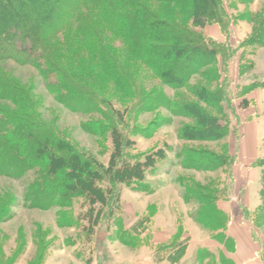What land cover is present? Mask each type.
Segmentation results:
<instances>
[{"label": "rangeland", "instance_id": "1", "mask_svg": "<svg viewBox=\"0 0 264 264\" xmlns=\"http://www.w3.org/2000/svg\"><path fill=\"white\" fill-rule=\"evenodd\" d=\"M220 1L226 26L210 24L203 29L209 39L229 47L222 66L206 67L211 75L213 67L225 72L213 83L210 74L200 72L180 88L163 83L96 13L84 28L72 25L47 40L50 58L62 74L45 76L31 64L0 60L1 112L48 128L89 166L109 167L116 156L114 131L99 125L107 123L103 115L82 111L90 105L86 109L63 100L52 89L53 82L67 75L120 111L125 159L148 160L152 165L142 179L101 182L107 198H113L109 205H92L86 197L75 196L64 203L59 197L46 207L54 194L50 192L39 195L44 207H32L26 195L36 168L22 176L0 172V264H113L131 259L134 264H237L232 256L236 242L227 233L231 219L252 229L253 250L264 261V155L254 164L260 177L252 184V202L236 206L231 198L235 169L246 164L239 159L241 136L255 119L264 154V44H245L257 41L264 30V0ZM143 3L155 22L192 23L177 3ZM19 27L10 39L20 44L24 30ZM104 50L132 77V88H121L114 75L101 70L97 57ZM8 90L11 93L2 95ZM14 93L16 97L9 96ZM160 94L172 102V109L138 106L142 98ZM215 94L217 101L211 102ZM210 116L223 126L219 136L212 131ZM202 129L210 131L197 135ZM48 186L57 189L56 184ZM221 199L231 202L232 214L221 209Z\"/></svg>", "mask_w": 264, "mask_h": 264}, {"label": "trees", "instance_id": "2", "mask_svg": "<svg viewBox=\"0 0 264 264\" xmlns=\"http://www.w3.org/2000/svg\"><path fill=\"white\" fill-rule=\"evenodd\" d=\"M159 1L179 4L182 13L191 20V25L178 20H151L152 15L146 11L143 0H0V60L13 59L22 64H31L45 76L59 72L62 74L50 58L47 40L63 34L72 25L84 28L86 22L96 13L106 18L108 31L123 41L128 52L152 69L165 84L180 88L194 74L200 72L207 74V77L210 74L206 71L207 66H215L217 63L222 66L229 47H222L221 42L212 37L209 39L203 31L210 24L226 26V10L221 1ZM48 22L52 24L46 26ZM19 25L24 30V38L20 44L10 39L17 35L15 29H19ZM26 39L30 40L28 45H25L29 41ZM256 40L247 41L245 44L263 45L264 30ZM97 60L104 73L115 76L118 86L129 89L132 88L130 85L134 86L132 77L123 73L122 69L119 70V63L105 50ZM224 73L220 67H213L211 83L216 82L217 76ZM61 77L53 82L52 89L63 100L84 104L86 109L90 105V109L82 111L103 115L107 123L99 125L102 129L114 131L116 156L113 162L107 168L89 166L78 159L73 147H68L66 141L53 136L48 128L26 117L0 111V172L22 176L27 170L36 168L35 176L30 181V191L26 195L32 207H44V201L40 200L39 195L48 196L50 192L54 194L45 204L46 207L52 206L59 197L63 198L64 203L66 199L70 201L75 196L86 197L92 205L97 202L109 205L113 198H107L109 196L100 187L101 182L110 180L122 183L133 178L139 180L152 165L148 160L133 162L130 158L125 159L127 141L120 139L123 132L120 131L119 123L124 120L112 103L71 77L64 74ZM8 91L2 92V95L11 93V90ZM9 96L16 97L15 93ZM210 101H217V94L212 95ZM139 105L152 109L164 105L173 108L172 102L169 103L165 95L161 94L142 98ZM183 109L190 114L191 110L185 106ZM210 119L212 131L218 132L216 135L219 136L222 132L219 130L223 126L215 116H210ZM208 131L210 130H197L196 134L201 135ZM62 145L63 148L60 147ZM262 177L264 192V169ZM49 184H56L57 189L52 190L54 188H49ZM108 192L112 193L111 190ZM125 232L127 230L123 235Z\"/></svg>", "mask_w": 264, "mask_h": 264}, {"label": "crops", "instance_id": "3", "mask_svg": "<svg viewBox=\"0 0 264 264\" xmlns=\"http://www.w3.org/2000/svg\"><path fill=\"white\" fill-rule=\"evenodd\" d=\"M259 138L258 122L255 119L246 124L241 136L239 159H242L243 162L245 161L246 164L239 165L235 169L234 187L236 190L234 188L235 195L231 196V198L233 204L236 206L249 205L252 202L253 195H255L252 184H255L259 180L260 169L259 167H254V164L264 155L263 149L262 151L260 150L262 143ZM221 201L223 202L222 206H220L221 209L223 208L225 212L232 214L233 207L231 206V202L225 199H221ZM227 233L236 242V251H233L232 256L237 264H264L259 253L253 250L254 247L251 239L253 233L251 228L247 231L245 225L240 222V219H231L227 227ZM119 262L115 260L113 264H134L135 261L131 259L123 263Z\"/></svg>", "mask_w": 264, "mask_h": 264}]
</instances>
